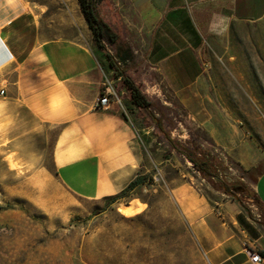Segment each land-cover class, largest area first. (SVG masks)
Instances as JSON below:
<instances>
[{"label": "rangeland", "instance_id": "374dc122", "mask_svg": "<svg viewBox=\"0 0 264 264\" xmlns=\"http://www.w3.org/2000/svg\"><path fill=\"white\" fill-rule=\"evenodd\" d=\"M103 1L95 0L98 10ZM47 2L38 5V13L41 5L48 6L44 18L54 35L75 28L97 45L79 0ZM116 34L115 43L104 38L107 50L113 56H119L121 48L129 50L131 63L123 68L127 74L138 68L137 74L144 76L147 36L123 27ZM207 52L211 109L219 113L222 137L229 138L230 130L236 135L232 146L217 145L167 92L164 103L153 101L151 109L166 132L179 140L181 151L192 141L218 158L214 170L219 178H204L184 154L172 149L151 117L130 110L139 140L135 138L132 149L133 166L139 169L134 180L143 177L145 182L126 188L113 203L114 196L98 200L81 196L57 175V153L63 154V162L81 156L84 144L96 139L94 132L87 131L82 144H65L66 139L57 143L63 124L27 129L21 123V106L0 97V264H208L183 201L194 203L198 194L211 201L236 199L235 194L246 206L256 207L251 190L256 175L246 162L254 154H264V19L233 25L231 33ZM149 79L155 81L156 74ZM149 123L152 127L145 128ZM84 180L91 191L94 173ZM236 186L248 192L242 194L234 190ZM222 187L230 191L223 192ZM136 199L145 203L136 202L143 206L140 211L124 215L118 210Z\"/></svg>", "mask_w": 264, "mask_h": 264}, {"label": "crops", "instance_id": "0c3cea01", "mask_svg": "<svg viewBox=\"0 0 264 264\" xmlns=\"http://www.w3.org/2000/svg\"><path fill=\"white\" fill-rule=\"evenodd\" d=\"M47 3L0 0V90H5L0 97L21 106V123L27 129L63 124L57 143L66 139L65 144H82L87 131L94 132L96 139L84 144L81 156L63 162V154L57 153V175L72 191L89 199L118 195L139 173L133 166L137 133L129 112L140 110L94 42L75 28L57 35L48 29L44 18L48 6L41 5L42 13H38V5ZM98 11L115 32L123 27L147 36L144 76L137 74L138 68L128 71L141 89L157 104L164 103V94L169 93L217 145L232 146L236 135L230 130L229 138L222 137L219 113L211 109L207 50L231 33L233 25L263 20L264 0H104ZM121 51L118 57L125 60L130 51ZM106 73H114L122 106L96 110ZM151 73L156 74L155 81L149 79ZM149 127L151 123L145 128ZM146 138L150 142L151 137ZM248 161L256 175L251 181L255 208L238 199L211 201L200 194L194 203L183 201L208 264H264L252 262L247 252L256 248L264 255V154H254ZM91 172L95 184L88 191L84 179ZM136 202L141 203L136 199L128 204Z\"/></svg>", "mask_w": 264, "mask_h": 264}, {"label": "trees", "instance_id": "16d2710c", "mask_svg": "<svg viewBox=\"0 0 264 264\" xmlns=\"http://www.w3.org/2000/svg\"><path fill=\"white\" fill-rule=\"evenodd\" d=\"M79 3L88 26L93 33V38L98 48L104 52L111 67L117 71L119 76H121L122 84L127 89L131 102L135 104L141 112L152 118L156 127L165 134V137L172 149L184 154L185 157L200 171L204 178H206L208 181H211L214 178H219V174L214 170L215 165L220 163L218 158L204 150L196 142L192 141L189 142L191 145L190 147L184 146V151H181V149L178 147L179 140L172 138V136L166 132L162 120L157 118L151 109V107L154 105L153 100L147 95L146 92L141 89L134 79L129 74H127L126 70L120 68L114 56L107 50L104 38L107 37L109 41L115 43L117 41L118 35L113 30L111 25L100 15L95 4V0H79ZM130 57L131 54L129 53V55H127L125 58ZM144 182L145 178L139 177L131 181L127 189H133L135 186ZM127 189H125L121 194H124ZM221 190L226 192L224 187H222ZM119 195L112 197L110 203L115 202L120 197Z\"/></svg>", "mask_w": 264, "mask_h": 264}, {"label": "built area", "instance_id": "2783aa9c", "mask_svg": "<svg viewBox=\"0 0 264 264\" xmlns=\"http://www.w3.org/2000/svg\"><path fill=\"white\" fill-rule=\"evenodd\" d=\"M114 58L120 68H123L124 63L129 62V58L121 60L118 56L114 55ZM114 73H106L104 75L101 93L94 104V109L96 110H108L114 105L122 106V98L116 88V79L113 76ZM5 90H0V94L3 95ZM248 254L250 259L254 263H261L264 261V255L256 248H248Z\"/></svg>", "mask_w": 264, "mask_h": 264}, {"label": "bare ground", "instance_id": "6f19581e", "mask_svg": "<svg viewBox=\"0 0 264 264\" xmlns=\"http://www.w3.org/2000/svg\"><path fill=\"white\" fill-rule=\"evenodd\" d=\"M91 190V189H90ZM115 190V189H114ZM94 197V196H93ZM141 206L136 203L131 204H121L118 210L123 213L124 215H132L136 212L140 211Z\"/></svg>", "mask_w": 264, "mask_h": 264}, {"label": "flooded vegetation", "instance_id": "af4514ba", "mask_svg": "<svg viewBox=\"0 0 264 264\" xmlns=\"http://www.w3.org/2000/svg\"><path fill=\"white\" fill-rule=\"evenodd\" d=\"M234 190L242 193V194H246V192H248V189H246L245 187H242V186H236V187H233ZM228 191H230L229 189H226Z\"/></svg>", "mask_w": 264, "mask_h": 264}, {"label": "water", "instance_id": "95a60500", "mask_svg": "<svg viewBox=\"0 0 264 264\" xmlns=\"http://www.w3.org/2000/svg\"><path fill=\"white\" fill-rule=\"evenodd\" d=\"M225 189H226V187H225ZM233 192H234V191H233ZM234 196H235V198H236V199L238 198V196H237V195H235V194H234Z\"/></svg>", "mask_w": 264, "mask_h": 264}]
</instances>
